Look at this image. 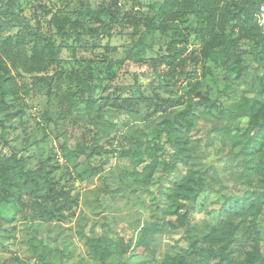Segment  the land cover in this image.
Returning <instances> with one entry per match:
<instances>
[{
    "label": "rangeland",
    "instance_id": "1",
    "mask_svg": "<svg viewBox=\"0 0 264 264\" xmlns=\"http://www.w3.org/2000/svg\"><path fill=\"white\" fill-rule=\"evenodd\" d=\"M164 1L0 0V42L19 30L15 19L6 14L5 5L25 18L35 32L48 34L47 22L53 14L77 18L75 10H112L118 16L148 19ZM45 10H50L49 15ZM105 14L102 17H107ZM196 18L188 16L189 41L184 57L196 54L201 47L195 31ZM127 23L114 25L108 35L71 36L64 40L55 37L63 51L58 64L46 72L52 88H33V75L11 70L19 95L7 97L6 103L12 108L23 107V113L6 120L4 136L25 159L26 169L45 170L53 187L65 194L44 214L26 193L15 188L7 189L6 194L0 190V264H178L180 258L184 264H226L220 259L201 260L188 255L186 229L187 225L193 228L200 245L208 230L226 218L229 204L247 200L249 187L234 179L237 170L230 169L226 151L221 148L220 140L226 138L214 131L215 127L244 128L247 118L225 124L214 116L204 119L200 111H195L196 127L188 138L190 167L204 190L195 202L192 217L181 227L168 215L167 197L162 194L183 180L187 167L179 162L174 175H164L160 168L150 179L143 175L139 181L132 175L133 169L141 172L144 166L135 167L130 159L135 139L150 141L159 134L150 146L159 144L158 161L171 162V147L158 127L163 117L149 119L142 105L137 109H114L112 102L126 98L128 91L173 98L186 93V84L192 82L199 84L198 90L205 97L220 99L223 107L231 108L242 93L251 94L250 89H256L260 78H264V41H240L239 78L210 62L199 63L194 72L186 65L191 77L183 73L172 78L159 62L168 53V35L143 26L140 32L132 33L133 26ZM236 30L233 22L227 28L234 35ZM29 39L25 37L23 43L28 55ZM140 41L145 44L143 60H127L126 49ZM152 59H156L155 68ZM75 77H89L90 86L98 89L92 96V108L87 107V101H77L66 114L69 92H75L72 99L80 96ZM106 85L110 87L104 91ZM5 150L0 141V153ZM143 160L148 162L146 157ZM249 220L247 215L241 226H248ZM157 225L162 226L159 233L153 232ZM256 225L264 256V206ZM250 241L247 235H236L225 250L232 264L251 249Z\"/></svg>",
    "mask_w": 264,
    "mask_h": 264
},
{
    "label": "trees",
    "instance_id": "2",
    "mask_svg": "<svg viewBox=\"0 0 264 264\" xmlns=\"http://www.w3.org/2000/svg\"><path fill=\"white\" fill-rule=\"evenodd\" d=\"M261 4L262 0H165L148 19L132 17L128 14L118 16L117 12L113 13L112 10H103V13L92 10H85V13H82L81 10H75L77 18L68 16L61 18L53 14L47 22L48 34L35 32L25 18L11 6L5 5L6 14L15 19L19 30L15 35L8 32L9 35L0 42V102L2 103L0 105V141L6 149L3 155L0 153L1 192L6 194L7 189L15 188L19 192L26 193L44 214L49 213L50 205L54 206L58 197L65 194V191H59L53 187L49 174L45 170L26 169L25 159L18 156L4 136L6 120L21 117L23 113V107L12 108L13 106L9 107L6 103L7 97L19 95L11 70H21L28 75H33V88L41 85L52 88V81H49L46 72L51 66L58 64L63 51L62 44L57 42L55 37L64 40L71 36L79 38L83 35L95 36L98 33L108 35L114 25H122L129 21L133 26L132 33L140 32L143 26L149 31L168 35L166 44L168 53L159 58V62L165 65V73L172 78L183 73L191 77V74L185 70L186 65L191 68V72H194L192 70H195L201 62L222 66L227 74H235V78H239L242 70L238 53L240 41L245 39L264 41L256 23V14ZM45 13L49 15L50 10H45ZM104 14L107 17H102ZM190 15L197 17L195 31L200 39L201 47L196 54L192 53L184 57L185 46L189 41L188 16ZM232 22L237 27L236 35L227 32ZM25 37L30 38L28 40L31 45L29 55L23 45ZM144 51L145 44L140 41L126 49V59L143 60ZM150 62L155 68L156 59ZM42 73L45 75H41ZM73 81L75 87H79L80 96L72 99L71 95L75 92L73 90L69 92L67 100L70 102H67L66 114H70V106L75 105L77 101L79 103L87 101L85 102L87 107L92 108L94 104L92 96L94 90L98 89L95 85L90 86L89 77H75ZM109 87L106 85L104 91H107ZM198 87V83L188 82L186 93L173 98L149 97L128 91L126 98H117L112 102L114 109H137L142 105L147 108L149 119L153 116L163 117L162 125L158 127H160L159 131L164 133L166 144L171 147V162L158 161L157 155L161 151L159 144L150 146L159 134L150 141L139 142L135 139L137 144H134L135 147L129 152V156L135 167L144 166L141 172H135L133 169L132 175L139 181L143 175L150 179L160 168L164 175H174L179 162L187 167L183 180L175 182L169 192L162 194L167 197L168 215L174 218L178 226L183 227L192 217L195 202L200 192L204 190L199 177L195 175V170L190 167L191 150L188 147V138L196 127L195 111H200L199 115L204 119L214 116L225 124L237 118H247L244 128L236 127L232 130L229 126L214 129L228 140L225 145L227 140H220L221 148L226 151L225 154L231 163L230 169L237 170L234 179L242 180L249 187L246 192L247 200L229 204L225 210L226 218L219 225L212 226L208 230L200 245L192 233L193 228L187 225L186 252L201 260L220 259L226 261V264H232L225 250L234 242L236 235L242 233L251 238V249L236 264H264L260 234L256 225L257 217L264 206V78H260V84L256 89H250L251 94L242 93L238 102L231 108L223 107L220 99H208L201 94ZM169 92L172 93L171 90ZM117 96L119 94H116ZM171 111H173L172 114L169 113ZM153 128L156 129L157 126ZM143 157L147 158V163ZM231 179L234 181L233 177ZM221 195L227 202V197L224 194ZM247 215L250 216L248 226H241ZM161 228L162 226L157 225L153 228L155 229L153 232L159 233ZM217 246L219 248L215 250ZM178 262V264H184L183 258H180Z\"/></svg>",
    "mask_w": 264,
    "mask_h": 264
},
{
    "label": "built area",
    "instance_id": "3",
    "mask_svg": "<svg viewBox=\"0 0 264 264\" xmlns=\"http://www.w3.org/2000/svg\"><path fill=\"white\" fill-rule=\"evenodd\" d=\"M256 23L262 36L264 37V0H262V4L256 14Z\"/></svg>",
    "mask_w": 264,
    "mask_h": 264
}]
</instances>
